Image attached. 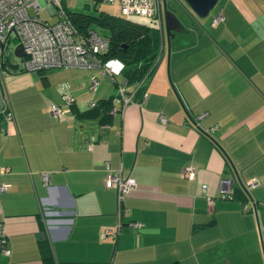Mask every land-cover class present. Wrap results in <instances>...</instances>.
I'll return each instance as SVG.
<instances>
[{"label": "crops", "instance_id": "1", "mask_svg": "<svg viewBox=\"0 0 264 264\" xmlns=\"http://www.w3.org/2000/svg\"><path fill=\"white\" fill-rule=\"evenodd\" d=\"M215 7L208 22L178 7L181 31L168 51L163 36L145 102L138 105L135 93L122 114L105 120L101 110L80 115L112 99L121 75L112 82L94 70L24 72L4 63L0 88L12 121L0 119L8 251L0 264H264V0ZM51 105L66 112L55 118ZM187 166L190 180L180 175ZM107 171L136 183L121 217ZM252 179L258 186L244 189ZM226 188L231 200L220 199Z\"/></svg>", "mask_w": 264, "mask_h": 264}, {"label": "built area", "instance_id": "2", "mask_svg": "<svg viewBox=\"0 0 264 264\" xmlns=\"http://www.w3.org/2000/svg\"><path fill=\"white\" fill-rule=\"evenodd\" d=\"M100 3L113 6L116 4L119 16L123 18L138 17L147 18L158 23L157 28L163 38L161 6L162 0H99ZM62 0H0V69H4L5 51L8 49V42L15 41L20 46L24 54L19 60L21 71L24 72H41L55 69H81L94 70L99 72L101 76H108L112 82L118 77L122 70L123 64L115 59L101 58L108 50V39L97 34L92 30L80 34L67 18L65 11L62 9ZM44 10L49 17L56 16V21L52 24L43 21L39 17V13ZM222 20L218 13L211 21V26L217 25ZM13 49V51H14ZM163 53V41L158 49L157 56L152 67H156ZM147 78H143L134 86V91L130 94L125 92V84H116V93L111 99L109 115L122 114L124 109L131 104V97L141 89L137 104L141 105L145 102L147 94L144 91V85ZM97 81L92 79L90 89H94ZM66 107L74 103L73 98L66 94L62 97ZM94 103L89 104V108H93ZM66 112L64 107L51 105L49 113L55 118L61 117ZM0 118L5 122L12 121V113L8 102L2 94L0 88ZM157 119L160 124H166V119L162 115H158ZM93 139L85 141V150H90L93 145ZM193 173V167H184L181 171V177L190 180ZM45 181V175H41ZM104 184L112 187L116 192V214L118 217L123 215L122 201L126 195L136 189V183L131 178L123 179L119 174L107 171ZM220 185H228V181L222 180ZM258 186L255 179L244 183V189L250 190ZM7 185L0 183V193L5 192ZM202 191L205 187H202ZM220 199L231 200L230 190L220 191ZM211 198H207L210 205ZM243 211L248 213L250 208L243 206ZM132 229H138L139 225L135 222L128 223ZM121 227L117 225V229ZM104 236H114L115 233L110 230H104ZM0 253L7 255L8 251L5 247L4 232L0 225Z\"/></svg>", "mask_w": 264, "mask_h": 264}, {"label": "trees", "instance_id": "3", "mask_svg": "<svg viewBox=\"0 0 264 264\" xmlns=\"http://www.w3.org/2000/svg\"><path fill=\"white\" fill-rule=\"evenodd\" d=\"M65 14L80 34L91 30V24L106 28L108 35L102 36L108 39L109 44L107 52L101 58L104 60L115 58L123 64L120 75L126 87L137 85L145 76L147 80L152 76L155 70V66L152 65L162 43V36L157 27L132 23L120 16L117 18L101 14L94 18ZM141 91L139 89L136 94L140 95ZM110 104L111 99L100 101L89 112L80 115V118L98 116L101 110V118L105 120L109 116ZM38 245L42 249H47L43 238L38 240ZM44 260H49L48 255H44Z\"/></svg>", "mask_w": 264, "mask_h": 264}, {"label": "rangeland", "instance_id": "4", "mask_svg": "<svg viewBox=\"0 0 264 264\" xmlns=\"http://www.w3.org/2000/svg\"><path fill=\"white\" fill-rule=\"evenodd\" d=\"M219 2V1H218ZM218 4V3H217ZM62 9L65 11V13L70 14V15H79V16H85V17H99L101 14L102 15H107V16H113V17H119V12L118 9L116 8V4L113 6L105 5L100 3L99 0H62ZM166 6L168 7L167 9L170 11H173L175 14L178 7L180 6L179 4L175 2V0H167L166 1ZM180 9V8H179ZM216 12V7L212 9V11L209 13V15L201 20V21H206L210 18L213 17L214 13ZM39 17L41 20L46 21L47 23H54L56 21V16L49 17L44 10H42L39 13ZM128 21L132 23H136L139 25H144V26H155L157 27L158 23L156 21H152L147 18H138V17H129L127 18ZM90 28L92 31L96 32L99 35H105L107 36V30L104 27H100L96 24H91ZM16 45L15 41H10L8 42V49L5 51L4 58H6V62L11 64V65H18L19 66V60L14 58L13 55V49ZM51 70L45 71V73L50 72ZM119 77H115V79H118ZM114 79V80H115ZM116 82V81H115ZM117 84H121V82H117ZM127 90H130L131 87H126L125 92L127 93ZM261 246V244H260Z\"/></svg>", "mask_w": 264, "mask_h": 264}, {"label": "water", "instance_id": "5", "mask_svg": "<svg viewBox=\"0 0 264 264\" xmlns=\"http://www.w3.org/2000/svg\"><path fill=\"white\" fill-rule=\"evenodd\" d=\"M218 1L219 0H175L177 5L179 4L197 20L205 19L212 9H214V7L217 5ZM160 14L162 21V32L168 51L169 39L173 37L174 33L181 31V26L178 20L175 18L173 11H170L166 8V0H162ZM13 55L18 59L24 56L20 46H17L14 49Z\"/></svg>", "mask_w": 264, "mask_h": 264}, {"label": "flooded vegetation", "instance_id": "6", "mask_svg": "<svg viewBox=\"0 0 264 264\" xmlns=\"http://www.w3.org/2000/svg\"><path fill=\"white\" fill-rule=\"evenodd\" d=\"M167 1V0H166ZM166 8H168L167 6H166Z\"/></svg>", "mask_w": 264, "mask_h": 264}]
</instances>
